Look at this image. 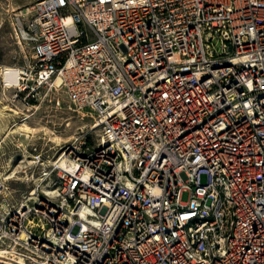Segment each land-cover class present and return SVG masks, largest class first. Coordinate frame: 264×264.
Listing matches in <instances>:
<instances>
[{"label": "built area", "instance_id": "built-area-1", "mask_svg": "<svg viewBox=\"0 0 264 264\" xmlns=\"http://www.w3.org/2000/svg\"><path fill=\"white\" fill-rule=\"evenodd\" d=\"M16 25L4 89L94 122L5 211L0 264H264V0H41Z\"/></svg>", "mask_w": 264, "mask_h": 264}, {"label": "rangeland", "instance_id": "rangeland-1", "mask_svg": "<svg viewBox=\"0 0 264 264\" xmlns=\"http://www.w3.org/2000/svg\"><path fill=\"white\" fill-rule=\"evenodd\" d=\"M39 1L0 0V182L5 183L6 189L0 194V219L8 207L20 202L36 186L44 170L64 152L63 148L90 130L94 122L71 107L61 88L41 90L28 98L3 87L1 70L21 67L32 55L16 25V17L25 16ZM24 123L28 130L22 127ZM97 137L99 132L94 130L91 139ZM183 200H189L188 194Z\"/></svg>", "mask_w": 264, "mask_h": 264}, {"label": "bare ground", "instance_id": "bare-ground-1", "mask_svg": "<svg viewBox=\"0 0 264 264\" xmlns=\"http://www.w3.org/2000/svg\"><path fill=\"white\" fill-rule=\"evenodd\" d=\"M7 68H9V67H7ZM10 68H12V67H10ZM10 70H11L10 72L13 73L12 77H9V75H7V76H5V78L7 79V82H8L9 84H12V83L14 82V80H15V79H18L19 77H18V74H17V73H18L17 70H15V69H10ZM60 82H61V81L58 80L57 83L60 84ZM22 127H24V128L27 129V130L29 129V127H28V125H27L26 123H24V124L22 125ZM14 131H16V130H14ZM75 138H76V137H75ZM75 138H74V139H75ZM74 139H73V140H74ZM73 140H72V141H73ZM65 149H66V147L63 148V150H65ZM59 161H60V164L62 165V167H64V168L67 167V169H69L70 167L74 166V165H73L74 162H72V161H70V160H67L66 157H64V156L61 157V158L59 159ZM10 178H11V177H7L6 179L8 180V179H10ZM1 183H2V182H0V189L5 188V183H2V184H1Z\"/></svg>", "mask_w": 264, "mask_h": 264}]
</instances>
